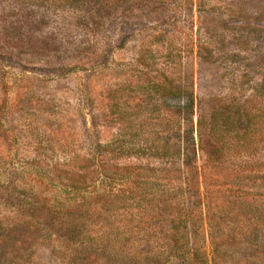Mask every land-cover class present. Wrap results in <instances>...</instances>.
<instances>
[{
    "label": "rangeland",
    "instance_id": "rangeland-1",
    "mask_svg": "<svg viewBox=\"0 0 264 264\" xmlns=\"http://www.w3.org/2000/svg\"><path fill=\"white\" fill-rule=\"evenodd\" d=\"M135 1L136 8L120 14L122 8L109 9L102 27L90 32L72 27L80 22L73 18L74 2L0 0V264H145L143 247L93 242L85 250L56 229L61 145L81 153L92 149L90 132L100 142L116 134L105 109L110 83L125 87L162 72L167 83L189 80L195 110L205 120L230 106L244 121L243 112L263 102L252 89L264 74V0L121 6ZM64 54L104 56L113 68L104 66L94 77L68 71L56 59ZM256 158H264V146ZM121 162L159 165L146 157ZM208 246L205 240L201 251L209 260Z\"/></svg>",
    "mask_w": 264,
    "mask_h": 264
},
{
    "label": "trees",
    "instance_id": "trees-1",
    "mask_svg": "<svg viewBox=\"0 0 264 264\" xmlns=\"http://www.w3.org/2000/svg\"><path fill=\"white\" fill-rule=\"evenodd\" d=\"M60 1L74 2L73 18L80 22L72 27L90 32L102 27L99 20L109 9L122 8L120 14L138 6L136 1L121 6L132 0ZM167 2L194 0H158ZM56 59L68 71L83 70L90 77L110 68L106 57L95 54ZM149 76L145 83L116 82L105 89L114 136L100 142L96 131L90 132L92 149L81 153L61 145L56 229L85 250L93 242L123 250L143 247L149 252L145 264H264V158H256L264 146V74L252 89L263 102L243 112L244 121L230 106L213 110L205 120L195 110L189 80L167 83L164 72ZM130 157L156 159L159 165L121 162ZM205 240L209 260L201 251ZM238 245L242 252L233 251Z\"/></svg>",
    "mask_w": 264,
    "mask_h": 264
}]
</instances>
